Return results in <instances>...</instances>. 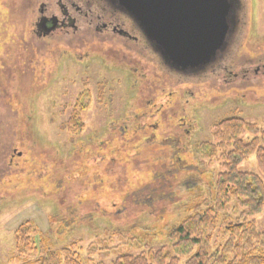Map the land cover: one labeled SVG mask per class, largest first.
<instances>
[{
	"label": "rangeland",
	"instance_id": "374dc122",
	"mask_svg": "<svg viewBox=\"0 0 264 264\" xmlns=\"http://www.w3.org/2000/svg\"><path fill=\"white\" fill-rule=\"evenodd\" d=\"M247 6L242 45L213 79L164 78L157 67L100 51L82 62L59 51L42 91L21 99L24 112L11 104L16 154L8 169L7 159L0 165V264H22L16 259L22 226L56 249L81 242L75 250L82 264H111L147 245H166V226L187 198L178 184L199 178L205 195L221 168L201 164L195 145L210 140L211 126L225 118L264 128V0ZM82 100L84 128L73 136L62 124ZM170 169L178 171L166 174ZM238 169L261 177L255 156ZM237 214L232 207L227 213ZM255 222L264 227V212Z\"/></svg>",
	"mask_w": 264,
	"mask_h": 264
},
{
	"label": "trees",
	"instance_id": "16d2710c",
	"mask_svg": "<svg viewBox=\"0 0 264 264\" xmlns=\"http://www.w3.org/2000/svg\"><path fill=\"white\" fill-rule=\"evenodd\" d=\"M85 106L83 100L73 106L63 130L79 135ZM245 136L250 139L245 141ZM194 149L201 164L216 162L221 167L209 192L203 194L199 178L180 182L187 198L176 210L178 219L166 226V245L158 250L147 245L139 255L124 254L111 264H264V227L259 230L255 222L264 212V128L238 117L225 118L211 126L210 140ZM251 156L262 178L239 171ZM174 162L170 160V166ZM230 207L239 211L236 218L227 215ZM16 234V259L22 264H82L75 250L79 241L56 249L48 237L29 226L18 228Z\"/></svg>",
	"mask_w": 264,
	"mask_h": 264
},
{
	"label": "flooded vegetation",
	"instance_id": "af4514ba",
	"mask_svg": "<svg viewBox=\"0 0 264 264\" xmlns=\"http://www.w3.org/2000/svg\"><path fill=\"white\" fill-rule=\"evenodd\" d=\"M231 5L224 50L202 70L180 73L160 60L153 41L118 0H0V165L7 159L8 169L16 154L12 102L24 112L21 99L42 91L56 72L59 51L79 62L100 51L143 69L157 67L164 78L213 79L228 70L247 26V0H232Z\"/></svg>",
	"mask_w": 264,
	"mask_h": 264
},
{
	"label": "water",
	"instance_id": "95a60500",
	"mask_svg": "<svg viewBox=\"0 0 264 264\" xmlns=\"http://www.w3.org/2000/svg\"><path fill=\"white\" fill-rule=\"evenodd\" d=\"M171 70L210 65L226 45L232 0H118Z\"/></svg>",
	"mask_w": 264,
	"mask_h": 264
}]
</instances>
